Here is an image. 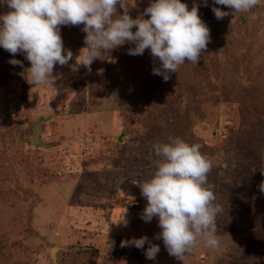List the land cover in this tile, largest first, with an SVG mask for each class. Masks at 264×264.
Instances as JSON below:
<instances>
[{
    "label": "rangeland",
    "instance_id": "1",
    "mask_svg": "<svg viewBox=\"0 0 264 264\" xmlns=\"http://www.w3.org/2000/svg\"><path fill=\"white\" fill-rule=\"evenodd\" d=\"M182 2L199 5L211 41L197 64L186 61L167 81L152 74L160 62L150 50L121 53L128 43L105 50L91 72L78 65L83 25L61 26L73 59L55 66L54 85H31L30 62L0 47V264H52L55 245L57 264H264V0L222 20L214 0ZM150 3L127 0L130 16ZM38 117L35 145L28 138ZM176 137L212 160L208 182L224 209L219 249L200 239L183 261L156 239L158 218L141 219L147 200L138 185L157 170L153 145ZM126 209L127 226L113 224ZM144 235L160 247L155 260L147 243L121 247Z\"/></svg>",
    "mask_w": 264,
    "mask_h": 264
},
{
    "label": "clouds",
    "instance_id": "2",
    "mask_svg": "<svg viewBox=\"0 0 264 264\" xmlns=\"http://www.w3.org/2000/svg\"><path fill=\"white\" fill-rule=\"evenodd\" d=\"M260 2L214 0L212 11L222 20L248 12ZM203 4L207 6L208 0ZM0 6L9 9L0 14V47L13 57L23 54L30 62L25 76L31 85H54L59 78L53 74L55 66L68 65L73 59L72 51L65 49L61 26L83 25L85 47L76 61L89 72L105 50L111 52L128 43L134 45L128 49L132 56L150 50L153 60L160 62L152 74L162 75L164 81L186 61L197 64L211 41L210 28L198 14L199 5L189 9L182 0H151L136 18L130 16L127 0H0ZM9 62L23 67L22 61L14 58ZM153 149L159 157L157 170L150 180L138 183L147 200L141 219L150 223L153 217L158 218L161 232L156 239H162L168 254L177 260L183 261L200 239L206 247L219 249L216 221L224 209L215 202L214 186L208 182L212 160L201 152L200 144L179 137L156 143ZM258 190L264 195V181ZM126 212L113 224L126 227ZM146 243V258L155 260L160 247L146 235L122 240L121 247L144 249Z\"/></svg>",
    "mask_w": 264,
    "mask_h": 264
},
{
    "label": "water",
    "instance_id": "3",
    "mask_svg": "<svg viewBox=\"0 0 264 264\" xmlns=\"http://www.w3.org/2000/svg\"><path fill=\"white\" fill-rule=\"evenodd\" d=\"M41 122H42V117H38L36 119V121L32 124L33 132L31 134V136L28 138V140L31 144H35V145L41 144V141L39 140V133L41 130V128H40ZM118 140H120V138H118ZM59 249H61V248H59L56 245L50 248V257H51L52 264H57L55 253Z\"/></svg>",
    "mask_w": 264,
    "mask_h": 264
},
{
    "label": "trees",
    "instance_id": "4",
    "mask_svg": "<svg viewBox=\"0 0 264 264\" xmlns=\"http://www.w3.org/2000/svg\"><path fill=\"white\" fill-rule=\"evenodd\" d=\"M145 18L147 19L148 17L147 16H145ZM134 45H131L130 47H133ZM130 47H128V48H125L124 49V47L123 48H121L122 50H121V53H124L127 49H129ZM126 57V56H125ZM128 59H130L131 57H127ZM120 60H121V62H123L124 61V58L123 57H121L120 58ZM24 156V165L26 166V167H28V164H29V160H28V157L27 156H25V155H23ZM85 251V250H84ZM84 251H75V252H73L72 254H74V255H77L78 256V254H81V253H83ZM68 258L70 259V258H72V255H68ZM79 258V257H78ZM81 261V260H80ZM10 264H21V263H15V262H13V263H10Z\"/></svg>",
    "mask_w": 264,
    "mask_h": 264
}]
</instances>
